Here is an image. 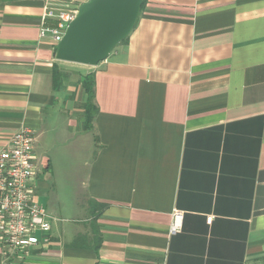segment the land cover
I'll return each mask as SVG.
<instances>
[{
    "label": "crops",
    "instance_id": "1",
    "mask_svg": "<svg viewBox=\"0 0 264 264\" xmlns=\"http://www.w3.org/2000/svg\"><path fill=\"white\" fill-rule=\"evenodd\" d=\"M84 1L0 0V149L34 133V198L53 218L47 242L0 246V264H264V0H145L95 66L39 35L44 4ZM54 149L86 153L83 220L51 206Z\"/></svg>",
    "mask_w": 264,
    "mask_h": 264
},
{
    "label": "built area",
    "instance_id": "2",
    "mask_svg": "<svg viewBox=\"0 0 264 264\" xmlns=\"http://www.w3.org/2000/svg\"><path fill=\"white\" fill-rule=\"evenodd\" d=\"M76 10L44 4L39 26L40 37L49 36L54 46L61 39ZM34 133L20 128L0 149V246L19 251L48 241L52 217L34 198ZM211 216H207L210 222ZM179 228L178 220L171 231Z\"/></svg>",
    "mask_w": 264,
    "mask_h": 264
},
{
    "label": "water",
    "instance_id": "3",
    "mask_svg": "<svg viewBox=\"0 0 264 264\" xmlns=\"http://www.w3.org/2000/svg\"><path fill=\"white\" fill-rule=\"evenodd\" d=\"M143 0H86L54 49L59 61L95 66L132 32Z\"/></svg>",
    "mask_w": 264,
    "mask_h": 264
},
{
    "label": "rangeland",
    "instance_id": "4",
    "mask_svg": "<svg viewBox=\"0 0 264 264\" xmlns=\"http://www.w3.org/2000/svg\"><path fill=\"white\" fill-rule=\"evenodd\" d=\"M50 156L56 188V195L52 198L50 196L51 206L57 211L58 217L63 219V223L68 224L72 219L83 220L90 211V205L80 189V180L87 161L86 153L70 158L68 151L54 149ZM72 172H75V177Z\"/></svg>",
    "mask_w": 264,
    "mask_h": 264
},
{
    "label": "trees",
    "instance_id": "5",
    "mask_svg": "<svg viewBox=\"0 0 264 264\" xmlns=\"http://www.w3.org/2000/svg\"><path fill=\"white\" fill-rule=\"evenodd\" d=\"M144 1L141 4V8L144 4ZM140 8V11H141ZM128 37L123 39L121 42H125ZM67 77V74L63 73L58 67H55V73H54V85L59 86L63 80ZM82 85L84 86L86 93L88 94L89 97L92 96L93 94V75L92 74H87L81 79ZM86 109H87V116H88V122L91 121L92 114H93V105L92 104H86Z\"/></svg>",
    "mask_w": 264,
    "mask_h": 264
}]
</instances>
